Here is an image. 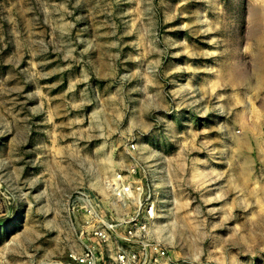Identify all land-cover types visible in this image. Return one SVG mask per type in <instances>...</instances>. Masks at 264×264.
<instances>
[{"label":"rangeland","instance_id":"374dc122","mask_svg":"<svg viewBox=\"0 0 264 264\" xmlns=\"http://www.w3.org/2000/svg\"><path fill=\"white\" fill-rule=\"evenodd\" d=\"M135 163L169 264H264V0H0V264H77Z\"/></svg>","mask_w":264,"mask_h":264},{"label":"built area","instance_id":"2783aa9c","mask_svg":"<svg viewBox=\"0 0 264 264\" xmlns=\"http://www.w3.org/2000/svg\"><path fill=\"white\" fill-rule=\"evenodd\" d=\"M138 170L135 163L112 176L113 203L99 210L83 205L89 216L79 229L81 248L70 255L77 264H169L166 246L153 236V193L145 191Z\"/></svg>","mask_w":264,"mask_h":264},{"label":"bare ground","instance_id":"6f19581e","mask_svg":"<svg viewBox=\"0 0 264 264\" xmlns=\"http://www.w3.org/2000/svg\"><path fill=\"white\" fill-rule=\"evenodd\" d=\"M138 198V195L136 196V199Z\"/></svg>","mask_w":264,"mask_h":264}]
</instances>
